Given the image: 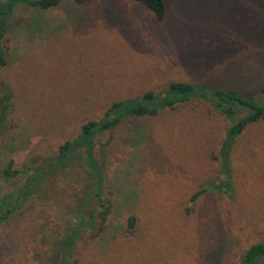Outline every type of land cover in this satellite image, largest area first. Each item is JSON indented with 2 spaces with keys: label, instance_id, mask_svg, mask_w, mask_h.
Here are the masks:
<instances>
[{
  "label": "rangeland",
  "instance_id": "374dc122",
  "mask_svg": "<svg viewBox=\"0 0 264 264\" xmlns=\"http://www.w3.org/2000/svg\"><path fill=\"white\" fill-rule=\"evenodd\" d=\"M165 2L162 24L132 0L14 9L0 67V96L13 93L0 171L10 158L21 166L53 155L111 103L158 93L170 81L264 87V0ZM226 127L208 105L189 102L96 138L110 214L77 241L71 264H238L249 245L264 241V120L233 145L228 198L217 184ZM21 182L0 176V197ZM78 202L99 210L81 164L0 226V264H44Z\"/></svg>",
  "mask_w": 264,
  "mask_h": 264
},
{
  "label": "trees",
  "instance_id": "16d2710c",
  "mask_svg": "<svg viewBox=\"0 0 264 264\" xmlns=\"http://www.w3.org/2000/svg\"><path fill=\"white\" fill-rule=\"evenodd\" d=\"M65 0H0V19L3 24L0 30V67L6 66L3 38L9 15L14 9L24 4L29 8L48 10L57 7ZM83 5L91 0H72ZM142 5L162 24L167 18L165 0H132ZM13 93L6 90L0 96V130L7 131V121ZM189 102L205 103L216 114L227 122L226 133L218 150L220 178L218 187L225 197H230L232 188L230 156L236 140L251 125L264 120V87L246 92L240 89L206 86L186 81H170L160 92L147 91L140 96L127 98L111 103L98 120L83 123L76 136L64 141L53 155H38L21 166L10 158L0 171L4 182L13 183L22 179L20 184L12 186L10 191L0 197V226L15 215L25 201L33 198L38 190L66 173L74 166L81 164L88 171L89 195L99 208L84 209L79 201L74 208V220L67 222L66 228L59 232L52 243V255L43 260L44 264H71L77 241L86 232H91L98 219L103 225L110 214V199L104 198V166L95 155V140L104 133L111 132L124 122L138 118L156 117L167 110H174L179 105ZM12 150L13 148H6ZM229 181V182H228ZM202 192L195 193L190 201L194 202ZM86 196L83 199L86 200ZM67 206V205H66ZM65 206V207H66ZM133 218L129 219V226ZM100 227L99 231H102ZM238 264H264V241L249 245L240 257Z\"/></svg>",
  "mask_w": 264,
  "mask_h": 264
}]
</instances>
